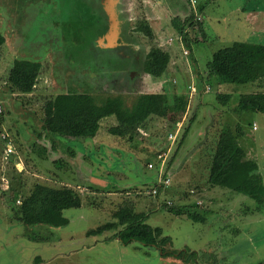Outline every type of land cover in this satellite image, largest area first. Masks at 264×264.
Wrapping results in <instances>:
<instances>
[{
  "label": "rangeland",
  "instance_id": "rangeland-1",
  "mask_svg": "<svg viewBox=\"0 0 264 264\" xmlns=\"http://www.w3.org/2000/svg\"><path fill=\"white\" fill-rule=\"evenodd\" d=\"M71 1L0 0V30L5 37L0 59V264H34L36 256L41 259L38 264L264 263V206L259 211L253 199L221 187L214 188L217 194L213 202L209 201L210 205L203 196L199 197L200 192L210 189L207 170L212 146L223 123L232 128L238 123L240 145L257 162L264 185V113L250 111L237 115L232 109L237 107L239 94L264 91V79L257 81V86L254 82L218 83L217 77L204 82L201 73L215 51L234 41L264 43V0H251L248 6L254 1L258 5L249 9V16L246 11L237 10L238 5L249 0H213L206 4L205 14L199 3L196 11L200 19L195 17L194 28L186 31L187 41L162 27L168 33L164 35L166 48L176 59L171 62L172 68L169 62L170 69L167 66L159 78L148 74L131 77L123 72V57L115 54L117 58H113L111 53L100 52L110 25V17L98 8L101 0L89 7ZM147 1L150 0H102L105 6H114L113 10L108 9L111 14L114 11L120 15L113 18L109 30L110 35L116 25L112 38L119 46L136 27L130 28V24L123 27L118 20L130 17L132 26H137L144 18L140 9H144ZM151 1H162L167 15L178 9L170 0ZM70 3L75 5L72 9ZM89 14L95 22L84 33V28L76 24ZM245 18L252 19L247 26ZM200 20L204 30L197 27ZM72 25L78 29H72ZM145 39L149 47L159 45L154 35L152 39L145 35ZM127 49L131 54L130 47ZM126 53L122 50V56ZM15 59L41 63L31 93H13L9 89L7 76ZM193 82H199L200 86L191 93L189 85ZM207 85L210 91L202 88ZM66 91L88 92L97 98L122 95L127 105L139 94L163 91L170 101L177 95H185L188 107L178 131V125L151 116L130 140L128 136L107 131L115 122L108 117L102 119L91 138L48 135L41 128L42 104L49 96ZM221 92L232 95L228 108L215 99L216 93ZM222 113L225 114L220 119ZM190 119H193L190 128L178 148L177 140ZM169 132L179 136L172 144ZM3 133L13 139L15 154L6 151ZM168 144L170 154L176 149L174 165L166 171L169 183L152 194L151 189L158 184L153 160L158 150ZM145 162H152L153 167L148 168ZM36 183L76 188L83 201L79 208L63 210L67 225L26 228L17 220L14 210L19 203L17 199L12 201L14 196L27 194ZM128 201L136 212L147 214L146 223L162 228V236L168 238L163 245L165 250H194L197 262L181 261L138 242L123 245L115 237L120 226L98 235L85 234L114 221L113 212ZM188 210L212 215H206L205 222H195L187 217ZM46 239L49 240L44 242Z\"/></svg>",
  "mask_w": 264,
  "mask_h": 264
},
{
  "label": "trees",
  "instance_id": "trees-1",
  "mask_svg": "<svg viewBox=\"0 0 264 264\" xmlns=\"http://www.w3.org/2000/svg\"><path fill=\"white\" fill-rule=\"evenodd\" d=\"M197 1L195 7L199 6L200 2ZM71 2L75 4L83 3L89 7L96 0H93V2H89V0H73ZM181 5L186 7L185 9L188 10V13L180 16L175 13L171 16V23L174 33L180 34L187 41L186 31L194 28L195 17L190 0H183ZM70 6L72 9L75 5L70 3ZM98 8L101 10L99 3ZM77 18L79 19V17ZM87 19V17L79 19L76 24L84 28V33H87L95 22L91 20V23L87 24L85 21ZM137 23L134 30L152 39V29L145 18ZM202 25L201 20L197 22L199 30H202ZM72 27H74L72 29H78L74 25ZM78 37L76 36V38ZM81 37L84 38V34ZM4 42L5 37L0 30V59ZM170 56L171 52L168 51L165 45L150 46L142 61L143 71L150 76L159 78L167 71V66L171 60ZM40 68L41 63L39 61L15 59L7 76L11 92L31 93L35 88ZM201 73L204 82H208L212 77H217V81L235 84L261 81L264 79V43L234 41L230 45L215 51L211 60L206 63L205 70ZM195 84L199 89V82ZM231 97V93L222 94L221 92L216 93L215 99L220 106L228 108L226 105ZM236 106V108L232 109L237 115L250 111L264 113V91H251L247 94H239ZM186 107L188 106L185 95H177L173 101H170L166 92L163 91L139 94L130 105H127L122 95H107L103 98H97L88 92L66 91L45 99L42 104L41 128L45 133H49L48 135H59L63 138H91L95 136L102 119L113 117L115 122L107 127V131L112 135L128 136V139L132 140L151 116L161 117L176 125L182 123L181 120ZM224 114H219L220 119L223 118ZM192 120L190 119L187 126L183 127L182 135L180 137L177 135L176 139L179 137L177 140L178 148L186 137ZM237 124L235 122V126L232 128L227 123H223L218 131L210 155L207 183L210 187H221L248 196L256 202L259 211H262L264 206L262 176L258 172L257 162L249 158L242 145H240L241 132ZM9 139L13 151L8 154H15L14 142L9 134L3 140L7 142ZM166 146L159 149L158 152L165 149ZM175 152L176 149L169 155L166 162V170L171 169L174 165L173 159L175 156L173 154ZM14 197L12 201L17 199L19 203L14 210L15 216L26 228L38 225L42 228L46 227V225L47 227L67 225L68 219L63 215V210L79 208L83 201L76 188L72 186L53 187L40 183L34 184L27 194H20ZM178 211V209H174L175 213H178ZM186 214L192 221H206V215L203 212H190L188 210ZM146 217L147 214L136 212L133 203L128 201L113 212L114 221L92 228L86 232V235H98L120 226L121 228L116 232L115 237L123 245L138 242L143 245L154 246L162 254L181 258V261L187 259L191 263L197 262V253L194 250L190 251L186 248L165 250L163 245L168 241V238L162 236L161 227H153L146 223ZM47 240L49 239L44 242H47ZM40 261L39 256L34 258V264H38Z\"/></svg>",
  "mask_w": 264,
  "mask_h": 264
},
{
  "label": "crops",
  "instance_id": "crops-1",
  "mask_svg": "<svg viewBox=\"0 0 264 264\" xmlns=\"http://www.w3.org/2000/svg\"><path fill=\"white\" fill-rule=\"evenodd\" d=\"M210 0H202L200 3V7L202 8V11L205 14V9H206V4L208 3H213L214 1L212 0L211 2H209ZM170 2L172 3V5H177L178 9L176 10V14L178 13V15H185L188 13V10L185 9L186 7H184V5H181V2H183V0H170ZM251 2V0L248 1V3L245 5H238L237 10H241V11H246L247 16L251 15V12H249V9L251 8H257L258 2L254 1L253 3L249 5V3ZM180 7H179V6ZM108 6L104 7V10L107 9V13L110 15V18H112L114 16V18H120V15L118 14V12H114L111 14L112 11L108 10ZM162 8V9H161ZM164 3L161 1H158V3H154L153 1H147V3L144 4V9H140V11L143 12V17L145 18V20L147 21V23L149 24V26L152 29V33L154 35V37L156 38L157 41H159V46H162L165 44V40H166V36H164L166 33H164L162 31V27H165L166 29L171 30L172 32H174V29L172 27V23H171V16L174 15V12H170L167 13L164 11ZM102 9V7H101ZM162 13V16H160L159 14ZM166 13V16H165ZM127 16V15H125ZM129 17V16H128ZM205 17V16H204ZM122 19V17H121ZM252 19L247 20V18H245V20H243L244 25L247 26V24L249 23V21L251 22ZM121 21V25L123 27L127 26L130 24V28H135V26H132V22L131 18H126V19H122V20H118ZM162 21H164V23L162 24ZM113 22V21H112ZM134 23V22H133ZM113 24V23H112ZM112 24L110 23V28L112 26ZM136 25V24H135ZM109 28V27H108ZM109 28V30H110ZM116 28V25L113 27V29L110 32L109 35V30L105 35V38L103 40V42L101 43L102 47V51L103 53H111L113 54V58H118L119 57H123L124 59L121 60L122 64L124 65V71L123 72H127V74H129V76L133 77V74H137L138 76H144L146 73L143 71L142 69V61L149 49V45L147 44V39H145V35L141 32L138 31H134L132 32L129 36L125 37V40L121 43L122 46H119V43H116L114 38H112V36L114 35V29ZM202 29L203 25H202ZM168 34V33H167ZM166 34V35H167ZM172 34V33H169ZM117 39V38H116ZM123 40V39H122ZM154 40V41H156ZM127 47H130V52L131 54H129ZM122 50L126 51L127 53L124 54V56H122ZM114 53L117 54V56H114ZM173 57V58H172ZM170 64L169 66L172 68L171 62H173L176 59V55L171 54L170 56ZM168 66V67H169ZM169 67V69H170ZM200 70V67H199ZM201 72V70H200ZM164 81V79H163ZM259 81V80H258ZM219 83V81H218ZM256 83L257 86V82ZM232 98H230L229 101H231ZM17 166V165H16ZM210 187V186H208ZM214 188H211L208 191H202L199 193V197L200 195L203 196V198L205 199V202L209 204V201L213 202L214 200V196H216V192L214 191ZM207 190V187H206ZM208 199V201H207ZM205 215H212V214H208L209 212H203ZM86 234V233H85Z\"/></svg>",
  "mask_w": 264,
  "mask_h": 264
},
{
  "label": "built area",
  "instance_id": "built-area-1",
  "mask_svg": "<svg viewBox=\"0 0 264 264\" xmlns=\"http://www.w3.org/2000/svg\"><path fill=\"white\" fill-rule=\"evenodd\" d=\"M190 1H191V5L193 7V11H194V17H196V19L199 20L200 14H198L196 11L197 7L195 8L196 0H190ZM165 44H166V42H165ZM187 54H188L187 50H184V55H187ZM189 88H190L191 93L198 90V86L195 84V82H193L191 85H189ZM209 89H210V87L208 85L204 86V90L209 91ZM0 110H1V105H0ZM180 124H178V126L176 128L177 131L179 129ZM1 137H2V139H6L8 137V134L3 133ZM174 138H176V133L175 132L174 133L169 132L168 133V139H169V142L171 144L174 141ZM171 144H168V146L165 149L158 152L156 154V159L153 160L154 163L156 164V166L155 165L154 166L157 168V171H158V184L151 189L152 194L158 193L160 188L166 187V185L169 183V178L166 176V171H167L166 170V162H167L168 157L170 155ZM5 149L9 153H11L13 151V147L11 146L10 139L6 142ZM145 166H147L148 168L153 167V163L152 162H148V163L145 162Z\"/></svg>",
  "mask_w": 264,
  "mask_h": 264
},
{
  "label": "water",
  "instance_id": "water-1",
  "mask_svg": "<svg viewBox=\"0 0 264 264\" xmlns=\"http://www.w3.org/2000/svg\"><path fill=\"white\" fill-rule=\"evenodd\" d=\"M100 6L102 7V10H103V11H104V12L110 17V15H109V14L107 13V11H106L107 9L104 10V7H106V6L103 4L102 0H101V3H100ZM109 8H111V9L113 10V9H114V6H110ZM109 8H108V9H109ZM112 10H111V11H112ZM113 18H114V16H113L112 18L109 19V22H110L111 24H112V20H113Z\"/></svg>",
  "mask_w": 264,
  "mask_h": 264
},
{
  "label": "flooded vegetation",
  "instance_id": "flooded-vegetation-1",
  "mask_svg": "<svg viewBox=\"0 0 264 264\" xmlns=\"http://www.w3.org/2000/svg\"><path fill=\"white\" fill-rule=\"evenodd\" d=\"M96 5H97V0H96V2H95V6H96ZM95 8H96V7H95ZM101 10H102V9H101ZM97 11H99L98 8H97ZM103 13L106 14L104 11H103ZM106 15H107V14H106ZM107 16H108V15H107ZM87 18H88V20H90V21L93 20V22H94V18L92 17V14H89V15L87 16ZM109 24H110V22H109ZM108 27L110 28V25H109ZM109 28H108V30H109ZM106 33H107V32H106ZM114 56H116L115 53H114ZM115 58H116V57H115ZM121 63H122V61H121Z\"/></svg>",
  "mask_w": 264,
  "mask_h": 264
},
{
  "label": "clouds",
  "instance_id": "clouds-1",
  "mask_svg": "<svg viewBox=\"0 0 264 264\" xmlns=\"http://www.w3.org/2000/svg\"><path fill=\"white\" fill-rule=\"evenodd\" d=\"M164 45L166 46V44H164ZM164 45H162V46H164ZM158 46H159V45H158ZM209 87H210V86H209ZM202 88H204V87H202ZM167 146H168V145H167ZM167 146H166V147H167Z\"/></svg>",
  "mask_w": 264,
  "mask_h": 264
}]
</instances>
